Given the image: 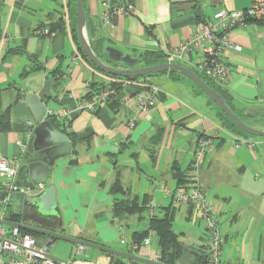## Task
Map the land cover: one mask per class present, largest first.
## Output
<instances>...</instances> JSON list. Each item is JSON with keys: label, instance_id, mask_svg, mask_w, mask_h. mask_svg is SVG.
Here are the masks:
<instances>
[{"label": "crops", "instance_id": "crops-1", "mask_svg": "<svg viewBox=\"0 0 264 264\" xmlns=\"http://www.w3.org/2000/svg\"><path fill=\"white\" fill-rule=\"evenodd\" d=\"M123 3H130L133 13L104 24L105 9ZM188 3L198 4L202 21H212L218 10H245L251 0H83L86 35L93 44L100 41L103 49L111 46L132 58L138 59L145 52L165 57L202 23L197 20L193 26L170 28V22L183 15L179 8ZM56 22L63 26L53 32V37L36 33L49 30ZM74 36L73 0L0 1V113L7 110L10 120L9 130L0 132V155L10 162L20 160V167L35 140L33 134L27 137L26 123H34L24 101L27 94L37 95L47 112L56 114L62 109L74 110L88 94L115 81L81 57ZM227 36L232 44L240 46V51L222 52L232 73L226 84H214L228 95L231 106L239 117L247 119V125L252 127V122L261 119L263 124L253 128L264 131V113L246 115L251 110H264V26L249 22ZM95 46L103 53L100 45ZM19 50L22 52L17 53ZM200 60V54L193 51L179 64L200 77L195 67ZM100 61L112 68L128 69ZM181 76L162 73L132 81L118 93L117 109L104 106L95 113L69 115L68 132L87 139L71 144L70 155L58 158L52 167L48 185L55 188L60 214L53 226L56 232L126 253L129 244L146 230L147 206L153 205L155 217H163L167 211L173 214V231L187 252H206L199 209L175 204L170 196L174 190L191 185L212 202L219 221L228 218L230 225L246 223L264 230V139L245 137L226 128L215 104L191 80ZM146 89L156 91V105L139 114L132 101ZM132 116L137 122L129 130L127 121ZM204 137L212 138L213 146L198 167L192 168L197 144ZM237 142H251L254 148L250 150L244 144L237 147ZM176 172L185 178V185L178 186ZM116 180L123 193L112 192ZM120 201H133L145 209L116 217L114 208ZM10 217H14L11 206L0 203V220L10 222ZM177 221L182 223V231L174 230ZM223 237L225 241L227 234ZM154 239L155 235L151 244L135 255L151 260L158 256L157 240L156 247L152 245ZM37 241L40 245L51 244L50 254L56 260L73 257L80 246L43 235ZM86 249L82 259L97 264L110 262L103 253L89 249L86 254ZM225 259L231 257L226 255ZM249 264L264 261L253 258Z\"/></svg>", "mask_w": 264, "mask_h": 264}, {"label": "built area", "instance_id": "built-area-1", "mask_svg": "<svg viewBox=\"0 0 264 264\" xmlns=\"http://www.w3.org/2000/svg\"><path fill=\"white\" fill-rule=\"evenodd\" d=\"M133 13V6L130 3H123L118 6L107 7L102 15V22L106 25L112 24L113 20L119 17H126ZM249 22L260 23L264 26V0H251L250 6L245 10H218L212 17V21L203 22L196 27L192 35L184 42L169 50L165 54L167 63L179 64L185 57L197 51L201 60L195 65L196 70L205 79L215 84H226L232 73V67L223 59L222 52L226 49L240 51V46L229 41L227 34L237 28L245 27ZM38 35L48 38L53 37V32L48 29L37 30ZM129 81H124L121 85L126 87ZM115 87L108 86L99 91L92 92L89 96L81 100L74 110L62 109L56 114L47 112L46 118H56L59 120L68 119L72 113L90 112L95 113L100 108L107 106L117 97ZM156 91L152 89L144 90V93L133 98V107L139 114L146 113L156 105ZM137 122V117L132 116L127 121L129 130H132ZM28 138H31L34 124L27 122ZM244 144L248 149H253L251 142H237L236 146ZM213 140L204 137L199 140L191 167L196 168L202 162L204 156L211 150ZM20 160L8 161L0 155V179H1V205L7 206L9 197L14 192H25V189L17 184V173L20 168ZM171 199L175 204L192 205L199 209L200 220L204 225L205 249L207 254L206 264H222V245L224 237L222 235L218 214L212 202L195 185L182 187L174 190ZM155 208L153 205L147 206V220L154 217ZM147 237L140 243H130L129 253L136 252L148 247L154 237V233L147 226ZM51 244H38V241L29 234H23L16 227H9L0 224V264H97L87 259H82L84 247L79 246L73 257L67 260H56L50 254ZM154 261L159 260L155 256Z\"/></svg>", "mask_w": 264, "mask_h": 264}, {"label": "water", "instance_id": "water-1", "mask_svg": "<svg viewBox=\"0 0 264 264\" xmlns=\"http://www.w3.org/2000/svg\"><path fill=\"white\" fill-rule=\"evenodd\" d=\"M76 4V34L79 46L86 59L99 72L117 78H140L151 74L174 72L191 80L214 104L215 106L245 134L264 139V131L248 126L242 119L234 114L224 103L220 96L210 88L197 74L188 70L180 64L160 63L143 68H135L139 59L123 54L120 50L107 46L104 49L107 60L112 63H120L128 69L121 70L107 66L101 62L92 51L86 31L83 0H75ZM193 6V5H192ZM186 6L179 10L183 15L170 22L171 29H180L193 26L197 20L203 18L200 8L192 9ZM207 22V20H203ZM25 103L31 111L34 121L32 134L35 137L32 152L26 157L25 163L17 173V184L25 189V192H14L9 197L8 204L11 213L18 218L19 222H8L0 220V224L16 227L20 230L43 235L51 239L62 240L80 245L87 249L96 250L100 253L115 256L138 264H161L151 259H144L134 254L117 251L102 245L78 240L56 232V220H60L55 201V188L48 185L54 162L58 158L69 156L71 143L69 137L54 127L48 118L47 109L41 99L35 94H27ZM264 113V110H251L246 115L254 117L256 114ZM61 224L59 223V226Z\"/></svg>", "mask_w": 264, "mask_h": 264}, {"label": "trees", "instance_id": "trees-1", "mask_svg": "<svg viewBox=\"0 0 264 264\" xmlns=\"http://www.w3.org/2000/svg\"><path fill=\"white\" fill-rule=\"evenodd\" d=\"M1 1V0H0ZM75 1V0H73ZM193 5V6H192ZM188 6H192V9L195 8H199L198 4L196 3H188L186 5ZM185 6V7H186ZM181 9V8H179ZM199 22H202V19L199 20ZM63 26L62 22H56L54 24H51L49 26V31L50 32H55L59 29H61ZM75 37V41L78 47V51L81 55V57L90 65L92 66L94 69H96L92 64H90L88 62V60L86 59L85 55L83 54L79 43H78V39L76 36ZM89 40V39H88ZM89 44L90 47L92 49V51L94 52V54L96 55V57L99 59V56H101V54L106 55V53L104 52V49L102 48L100 41H98L97 43H92L89 40ZM95 44H98L101 46V50L103 51V53H99L97 51V47L95 46ZM14 52V51H13ZM22 52L21 50H19L17 53ZM139 62H145L146 66H153L156 64H160V63H164L166 62L165 57L162 54L156 53V52H145L144 54L139 56ZM164 73H169L170 75L176 76L177 73L174 72H164ZM162 74V73H160ZM160 74H151V75H147L144 77H140V78H117V77H112V76H108L110 78H112L113 80H115L113 83L110 84V86L115 87L117 94L120 92V90L122 89V83L124 81H137L139 79H145L147 77H151V76H156V75H160ZM200 78L210 87L212 88L219 96L220 98L224 101V103L229 107V109L238 116V114L235 112L233 106H231L230 104V100L228 98V95L221 90L219 87L215 86L214 83H212L211 81H206L207 79H204V77L202 78L200 76ZM92 93V92H91ZM89 96V94L87 95V97ZM86 97V98H87ZM119 99L118 97H116L114 100H112L110 103H108V107L112 110H115L119 107ZM220 112V117L224 122V125L226 126V128L239 133L245 137H250L249 135L245 134L244 132H242L239 128H237L232 122L229 121V119L219 110ZM239 117V116H238ZM240 118V117H239ZM50 121V123L56 127L58 130H60L61 132H63L64 134H66L69 139H70V143L73 145L76 141L79 140H85L87 139V137H80L79 139L76 138L73 134L68 132V127H69V121L66 119L62 122H59L60 120L56 119V118H49L48 119ZM9 112L3 111L0 113V132H5L7 130H9ZM175 178L178 181V186H183L185 178L179 173L176 172L175 173ZM112 192L117 194L122 192L123 193V189L121 188V186L119 185L118 180H116V182L113 184L112 186ZM131 202V203H130ZM120 201L118 203H116L115 208H114V215L116 217H121L124 213H132L134 211H139L142 212L145 209V206H141L138 207L137 204H132L133 201ZM8 220L10 222L15 221V220H19L18 218H14V217H10L8 218ZM173 214L169 211L166 212V214L163 217H152L149 222H148V227L149 229L154 233L156 240H157V246H158V250H159V260L158 262L161 264H206L207 262V254L204 251H199V253H189L186 251V248L182 245V243L179 240V236L176 235L173 231ZM21 233L23 234H29L32 235L36 240H38L39 237H41V235L32 233V232H28V231H24V230H20ZM148 235V230H145L143 233L139 234L136 236V240L133 241L134 243L140 244ZM54 241L56 239H53ZM129 253V252H126ZM137 253V252H136ZM110 259V263L111 264H124L123 261L124 259L115 257V256H110V255H106ZM128 264H138L132 261H128Z\"/></svg>", "mask_w": 264, "mask_h": 264}, {"label": "rangeland", "instance_id": "rangeland-1", "mask_svg": "<svg viewBox=\"0 0 264 264\" xmlns=\"http://www.w3.org/2000/svg\"><path fill=\"white\" fill-rule=\"evenodd\" d=\"M100 60L105 61L107 60L106 55L99 56ZM108 61V60H107ZM110 62V61H108ZM112 63V62H110ZM114 66H120V67H126L125 65H122L120 63H112ZM147 67L145 62H139L135 68H143ZM181 76V75H180ZM202 78L203 76L200 75ZM154 76L147 77V78H153ZM182 77V76H181ZM205 79V78H204ZM208 81V80H206ZM209 82V81H208ZM240 119L247 120L244 116H240ZM263 121L261 119H256L254 122L251 123L252 128L258 127ZM249 126V125H248ZM251 127V126H250ZM255 129V128H254ZM250 138L253 139H260L256 137L250 136ZM226 219V221H225ZM223 218L220 220V226L222 235L224 236L227 234V239L224 241L222 245V257L221 261L227 262L229 264H249L253 258L257 259L259 258L260 261H264V230H257L254 229L252 226L246 223H242L239 225H230L227 223L228 218ZM182 224V223H181ZM178 221L174 223V230L176 232L182 231V225ZM200 232L203 235L204 238V225L200 220V226H199ZM180 239L182 241H185L184 236H180ZM41 241V240H40ZM153 247H156V240H153ZM118 249L125 251L126 248L123 246H118ZM89 251V249H86V254ZM75 254V253H74ZM229 258L230 260L225 259V257ZM109 260V259H108ZM108 264H110L109 261H107ZM224 264V263H222ZM226 264V263H225Z\"/></svg>", "mask_w": 264, "mask_h": 264}]
</instances>
